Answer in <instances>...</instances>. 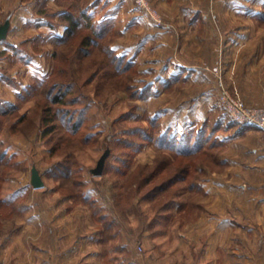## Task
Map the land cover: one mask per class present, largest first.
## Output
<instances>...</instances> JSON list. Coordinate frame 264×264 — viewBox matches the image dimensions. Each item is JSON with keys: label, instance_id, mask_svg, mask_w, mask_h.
I'll use <instances>...</instances> for the list:
<instances>
[{"label": "rangeland", "instance_id": "374dc122", "mask_svg": "<svg viewBox=\"0 0 264 264\" xmlns=\"http://www.w3.org/2000/svg\"><path fill=\"white\" fill-rule=\"evenodd\" d=\"M143 4L0 0V105L13 107L0 114V264H206L214 217L230 263L264 264V222L257 235L237 223L264 219V157L258 171L223 160L264 149V133L221 100L224 87L264 106V0ZM67 13L81 27L59 41ZM62 89L53 104L46 91Z\"/></svg>", "mask_w": 264, "mask_h": 264}, {"label": "crops", "instance_id": "0c3cea01", "mask_svg": "<svg viewBox=\"0 0 264 264\" xmlns=\"http://www.w3.org/2000/svg\"><path fill=\"white\" fill-rule=\"evenodd\" d=\"M254 128V127H248L247 129ZM240 130V129H239ZM238 130V131H239ZM240 133V131H239ZM242 136V135H241ZM239 136V138L241 137ZM234 139L236 138H232L227 140V146H229L230 151L231 150H235L233 147V142L235 141ZM249 154H247L248 159L246 160H239L238 162L236 161L235 157H231V155H227L223 158L224 161H226L227 163V171H233L235 170H243V169H248V170H253V171H258L261 168V163H260V159H262L264 157V149H262V146L260 144H258L257 146L253 147L252 149H249ZM230 153V152H229ZM234 158V159H233ZM225 218L223 217H214L212 220L213 224H217V228H212L211 230H208L206 232V247L203 248V254L206 256L207 259V263L206 264H232L229 262L228 257L230 256L229 252H234L235 250H232L230 248L224 247L223 243L220 242L221 239L227 238V235L229 233L225 232L224 229L226 228L224 226V220ZM246 219V218H245ZM244 219V220H245ZM262 222H264V219H257L255 217H253L252 219H247L246 223H242L243 225H241V223H239V221L237 222L239 226H243V229L247 230L250 233H253L254 235H257L256 233V229L258 228L260 231L262 230ZM249 225V226H248ZM245 233L239 237V238H245ZM248 235V234H247ZM257 238H261L264 239V235L263 236H258Z\"/></svg>", "mask_w": 264, "mask_h": 264}, {"label": "trees", "instance_id": "16d2710c", "mask_svg": "<svg viewBox=\"0 0 264 264\" xmlns=\"http://www.w3.org/2000/svg\"><path fill=\"white\" fill-rule=\"evenodd\" d=\"M261 18H264V13L261 14ZM63 20L66 21V23H67V29H66L65 35L63 37H60V38L57 39L59 41H64V40L67 39V37L73 36L75 34V32H77L80 29V27H81V23H80L81 21H80V19H78V18L75 19L74 16L72 15V13H67L64 16ZM91 42H92V40L89 39V38L85 42H83L84 43V47H85L84 50H83L84 55H86V54L89 53V51H88L87 48L90 47ZM51 91L52 90H50V91L48 90L46 92H47L48 95H50L51 100H52V103L55 104V105H58V106L59 105H64L65 104L64 103L65 102L64 101L65 100V96L67 95L68 92L67 91H63V89H62L61 91L58 92V94L53 95L52 94L53 92H51ZM12 108L13 107H7V108L6 107H3L1 109V105H0V114L1 113L2 114L3 113L7 114L9 112V110L12 109ZM47 110L49 111V109H47ZM68 113H69V111L66 113V115H68ZM76 115L73 112V113H71V117H70V120L73 122L72 131L70 133H72L73 136H77L80 133V128H81L79 126L80 123H77L78 121L74 122V118H75ZM79 122H81V121H79ZM75 124H77V125H75ZM243 125H244V127H247V128L248 127H252L251 125H247V124H243ZM199 143H200V141H197L196 142V144H199ZM190 144H192V142H190ZM195 150H191V148L189 146L184 145L183 148L180 150V152L181 153H186V152H190L191 153V151H195ZM71 171H72L71 168H68V166L63 165L62 168H61V170L54 171L53 176L55 178L69 176V174H71ZM178 176L180 177L179 173L176 174V178L177 179L179 178ZM158 190L161 191V192L162 191H166L167 190V186L160 185L158 187ZM95 212H96V214H99L100 213V212L98 213V211H95ZM104 218H106V217L103 216V215L100 216V219L104 220ZM111 224L112 223H107V226H111Z\"/></svg>", "mask_w": 264, "mask_h": 264}, {"label": "built area", "instance_id": "2783aa9c", "mask_svg": "<svg viewBox=\"0 0 264 264\" xmlns=\"http://www.w3.org/2000/svg\"><path fill=\"white\" fill-rule=\"evenodd\" d=\"M148 0H140L145 5ZM143 4V5H144ZM222 104L227 114L237 123L247 124L259 128L264 133V106H249L245 102L234 97L227 89L223 87Z\"/></svg>", "mask_w": 264, "mask_h": 264}, {"label": "water", "instance_id": "95a60500", "mask_svg": "<svg viewBox=\"0 0 264 264\" xmlns=\"http://www.w3.org/2000/svg\"><path fill=\"white\" fill-rule=\"evenodd\" d=\"M10 28V22L7 21L4 25L0 26V42L7 38L8 32ZM110 155V150H107L105 154L101 157V159L98 162V165L95 169H93V173L95 175H102L105 169L106 161ZM32 185L35 188H41L44 187L45 183L39 174V171L37 168H33L32 171Z\"/></svg>", "mask_w": 264, "mask_h": 264}]
</instances>
